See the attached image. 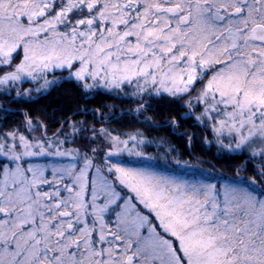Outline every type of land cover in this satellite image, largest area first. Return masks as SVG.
<instances>
[{"label": "snow or ice", "instance_id": "6c2138e0", "mask_svg": "<svg viewBox=\"0 0 264 264\" xmlns=\"http://www.w3.org/2000/svg\"><path fill=\"white\" fill-rule=\"evenodd\" d=\"M65 83L134 107L80 106L52 131L0 104V264H264V0H0V101ZM165 100L179 120L149 115ZM182 120L243 161L234 178L147 163L155 146L181 164L147 130Z\"/></svg>", "mask_w": 264, "mask_h": 264}, {"label": "trees", "instance_id": "16d2710c", "mask_svg": "<svg viewBox=\"0 0 264 264\" xmlns=\"http://www.w3.org/2000/svg\"><path fill=\"white\" fill-rule=\"evenodd\" d=\"M0 104L10 106L13 111L17 113L24 111L33 117H40L50 125V130L52 131H55V128L57 127L54 123L55 119H59L62 115H71V113L80 106L96 109L102 108L104 105H111L118 110H129L134 107L131 103H122L120 100L113 99L106 95L97 96L94 100H91L84 105L78 90L68 83L55 88L50 94L39 97L33 102L9 104L8 101H0ZM152 106L156 108L157 111L155 113H149V115L153 116L158 123H163L165 119H171L172 116L177 117L179 120V117L183 114L178 105L170 104L167 100L160 102L153 101ZM117 115H119V111L117 112ZM22 118L23 117L17 115L15 117H10L6 122L12 123L13 120L18 121ZM76 119H88L92 122L90 116L76 117ZM179 122L181 124V127L178 129L179 134L174 135L172 130L168 128H161L158 130L148 129L147 134L149 137H164L171 144L175 145L179 153H181V164L176 165L174 162L164 158L163 153L158 152L155 146L148 149V154L153 157H159V159H153L147 161V163L156 165L160 169H170L177 173L184 174H191L198 171L200 168H204L213 173L215 180L220 181L231 179L230 176L235 175L234 167L243 163V161L219 158L215 147H210L203 143L204 133L195 126V121L182 120ZM135 123L134 120L124 118L120 120L119 123L113 122L112 127L117 131H130ZM141 130H144L143 126H141ZM185 133H195L191 154H189L187 142L182 135ZM185 161L188 162L186 166L189 167H182V165H185ZM202 161L209 163H201ZM211 165H214V167H211ZM251 174V167L247 173H242L243 176H251Z\"/></svg>", "mask_w": 264, "mask_h": 264}, {"label": "rangeland", "instance_id": "374dc122", "mask_svg": "<svg viewBox=\"0 0 264 264\" xmlns=\"http://www.w3.org/2000/svg\"><path fill=\"white\" fill-rule=\"evenodd\" d=\"M125 159H128V160H131L133 163H134V161L136 160V158H125ZM182 167H189V166H186V165H182ZM241 176H243L242 175V173H241ZM235 177V175L234 176H230V178L232 179V178H234ZM227 180H220L219 182H226Z\"/></svg>", "mask_w": 264, "mask_h": 264}]
</instances>
